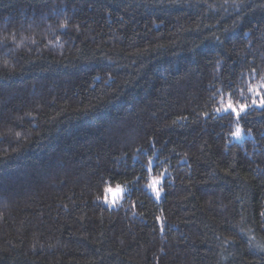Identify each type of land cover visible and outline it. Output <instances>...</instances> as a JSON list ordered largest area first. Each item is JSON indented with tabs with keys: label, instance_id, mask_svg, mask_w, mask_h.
<instances>
[{
	"label": "trees",
	"instance_id": "obj_1",
	"mask_svg": "<svg viewBox=\"0 0 264 264\" xmlns=\"http://www.w3.org/2000/svg\"><path fill=\"white\" fill-rule=\"evenodd\" d=\"M253 87L264 0H0V264H264Z\"/></svg>",
	"mask_w": 264,
	"mask_h": 264
},
{
	"label": "snow or ice",
	"instance_id": "obj_2",
	"mask_svg": "<svg viewBox=\"0 0 264 264\" xmlns=\"http://www.w3.org/2000/svg\"><path fill=\"white\" fill-rule=\"evenodd\" d=\"M252 71L255 72V69H253ZM250 91H253L257 94V96L259 97V106L264 108V92H260L256 87L251 88ZM253 103H256V101L254 100ZM247 108H248L247 104H241L239 105V107H237L231 101H229L226 105L225 111L231 110L237 117H239L241 112H244ZM217 111H219V109H217ZM232 135L239 138L241 136V129L237 128L236 131L232 133ZM159 183H160L159 180H154L153 184L150 185V187H153L154 190L156 191L157 198H159L160 196V190L156 188V185H158ZM108 191L111 192L112 190L108 189ZM111 202L115 203V199H113Z\"/></svg>",
	"mask_w": 264,
	"mask_h": 264
},
{
	"label": "rangeland",
	"instance_id": "obj_3",
	"mask_svg": "<svg viewBox=\"0 0 264 264\" xmlns=\"http://www.w3.org/2000/svg\"><path fill=\"white\" fill-rule=\"evenodd\" d=\"M254 106H256V107H260L259 106V103H254L253 104ZM248 107H250V106H248ZM245 137V135L243 134V132H242V130H241V136L239 137V138H237L236 136H232V140L233 141H241V140H243V138ZM158 187V185H156V188ZM152 188V191H153V193L154 194H156V191L154 190V188L153 187H151ZM108 189H111L112 191L111 192H109L108 190H107V193H106V197H105V199H104V202L107 204V205H109V206H114L116 203H118L121 199H122V197H123V195H124V192L126 191V189L123 187V186H117V187H110V188H108ZM117 189H119V195H117V196H115V197H113V195H112V192H114V191H116ZM162 195V192L160 191V196ZM160 196H159V198H160ZM157 197V196H156ZM158 198V199H159ZM113 199H115V203H112L111 201L113 200Z\"/></svg>",
	"mask_w": 264,
	"mask_h": 264
},
{
	"label": "clouds",
	"instance_id": "obj_4",
	"mask_svg": "<svg viewBox=\"0 0 264 264\" xmlns=\"http://www.w3.org/2000/svg\"><path fill=\"white\" fill-rule=\"evenodd\" d=\"M112 195H113V197L119 195V189H117L116 191L112 192Z\"/></svg>",
	"mask_w": 264,
	"mask_h": 264
}]
</instances>
